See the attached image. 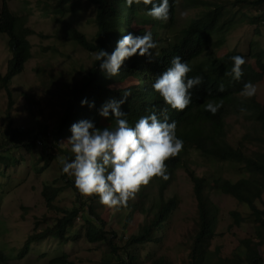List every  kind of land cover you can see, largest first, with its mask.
Returning a JSON list of instances; mask_svg holds the SVG:
<instances>
[{
	"label": "trees",
	"instance_id": "obj_1",
	"mask_svg": "<svg viewBox=\"0 0 264 264\" xmlns=\"http://www.w3.org/2000/svg\"><path fill=\"white\" fill-rule=\"evenodd\" d=\"M8 2L0 0V34L6 37L9 53L5 72L0 73V89L5 91L8 99L3 126L0 127V174L4 175L10 164L25 159L20 152L32 154L37 145L41 149L38 162L42 163L32 160L34 174L41 175L52 162L58 171L55 182H43L41 189L45 207L53 214L50 218L36 220V227L37 224H43V227L27 236L15 257H29L35 246L48 239L57 241L58 245H73L83 239L90 245L99 243L105 246V264H139L143 248L148 244L161 246L168 234L169 221L182 202L181 196L169 191L177 179V171H181L190 184L195 205L190 226L183 235L186 240L181 242L183 254L178 264H264V93L255 94L252 98L240 95L246 82L251 81L258 86L264 81V46L254 40L250 42L248 52L223 49L227 33L238 21L247 19L252 24L264 26V0H198L197 4L202 9L178 30L174 28L179 6L177 0H169L171 7L167 22L148 16L151 5L143 3L127 7L125 0H38L40 15L59 24L66 23L69 30L60 29L64 31L63 39L92 58L88 69L75 61L70 64L73 68H69V74L62 72L57 78L45 67L39 69L41 76L50 74L60 93V112L51 128L47 121L38 119L43 115V108L35 107L39 102L33 96H26L25 104L30 116H35L32 118L34 125L14 121L11 80L21 74L30 61L29 37L37 33L28 24L30 13L27 4L20 12H13ZM76 3L90 5L95 10L91 20L95 33L91 38L64 19ZM235 6L253 9L255 13L247 16V12L233 9ZM148 31L157 43L152 50V62H148L146 56L133 55L124 61L118 76L108 78L100 71L99 62L93 59L95 52L103 49L111 54L123 35L131 32L142 36ZM39 36L47 37L41 33ZM213 40L216 50L203 57ZM233 55L246 59L242 66L244 75L239 81L227 74L232 68L230 57ZM175 56H180L191 66L192 71L187 74L189 78L203 77L202 83L191 89V103L183 111L173 110L152 88L155 79L170 66ZM64 75L67 79H63ZM221 84L224 91H219ZM126 90L131 95L120 110L127 114L130 126L153 110L163 119L160 110L167 109L169 122H177V136L183 140L184 147L177 157L165 161L170 173L168 181L154 177L148 185L141 187L127 207L114 211L102 205L98 195L83 196L76 189L74 179L61 174L59 160L62 157L69 161L75 158L67 141L71 136L72 123L88 119L100 129L116 127L111 110L108 117H103L99 114L100 109L111 99L120 100ZM84 98L89 103L94 102V106H81L80 101ZM220 100H223V106L215 115L204 110L208 101ZM232 115L242 116L246 125L242 135L231 142L228 138L231 124L227 119ZM14 152L20 156L17 158ZM204 163L209 165L206 167ZM222 163L235 169L238 177L231 180L217 171L215 166ZM199 168L202 169L199 171ZM57 182L62 183L55 185ZM2 188L0 184V202ZM64 189L71 190L75 197L70 208L54 203ZM215 193L233 198L240 206V210L228 213L232 218L229 227L242 223L252 227L250 236L241 239L237 248L228 254L219 248L211 249L218 235L215 226L224 218L213 201ZM47 253L42 256H47ZM151 253L143 256V260L150 258ZM4 254L0 249V264L13 257ZM168 257L166 253H160L152 257L150 264H176ZM48 263L78 264L63 251L49 258Z\"/></svg>",
	"mask_w": 264,
	"mask_h": 264
},
{
	"label": "rangeland",
	"instance_id": "obj_2",
	"mask_svg": "<svg viewBox=\"0 0 264 264\" xmlns=\"http://www.w3.org/2000/svg\"><path fill=\"white\" fill-rule=\"evenodd\" d=\"M209 1L213 2L215 0ZM177 2L179 6L176 13L175 30L187 25L188 21L202 9V6L197 4L198 0H177ZM8 4L13 12H20L27 4V10L30 13L28 24L32 25L37 33L29 37L32 52L30 61L26 63L25 70L11 80L10 89L14 102L11 112L14 121L19 124L34 125L33 119L35 116L34 114L30 116L25 104L26 96H33L34 100L39 102V105L35 107L43 108V115L38 119L47 121L49 128H51L60 112L58 109L60 93L57 83H53L50 74L52 73L54 78L61 77L62 72L69 74V68H73V65L70 66V64L75 61L81 62L84 68L88 69L91 66L92 58L78 46L73 45L72 42L63 39L64 31L61 30H69L66 23L59 24L50 17L40 15L38 0H9ZM233 9H238V7L235 6ZM238 10L247 12V16L255 13L250 8L239 7ZM70 11L74 14L71 12L64 19L70 21L79 31L91 38L95 33V26L91 21L95 12L94 8L84 3H76ZM257 30H261V33H257ZM40 33L47 37L41 38ZM254 40H258L264 46V26L252 24L244 19L238 21L235 27L227 33L223 49L248 52L250 42H254ZM214 43L215 40L206 47L203 57L216 50L213 46ZM8 58L6 37L0 34L1 74L5 72ZM43 67L49 70L48 77L40 75L39 69ZM64 76L63 79H67V76ZM259 93H264V81L257 86L256 94ZM7 100V94L3 89H0V127L3 126ZM227 122L231 124L228 138L232 142L245 131L246 122L242 116L235 115L230 116ZM20 154L24 155L25 159L10 164V166H7L8 169L4 175L0 174V184L3 187V198L0 202V249L6 257L13 256L1 264H49L48 259L60 254L62 251L68 253L69 258L75 260L78 264H105L107 261L105 246L99 243L90 245L83 239H79L73 245H58L57 241L48 239L44 243L35 246L34 252L29 257L24 259L15 257L27 236L35 229L39 231L43 227V224H37L36 227V220L52 216L53 213L45 207L41 189L43 182H55L58 173L55 162H52L41 175L36 176L34 174L35 171L31 165L32 160L36 159L38 164L42 163H39L37 158L41 156L40 146L37 145L32 154L26 151L20 152ZM14 155L17 158L20 156L15 152ZM208 165L204 163V166L207 167ZM215 168L231 180L238 177L235 169L229 167L227 163L218 164ZM201 169L197 170L200 171ZM176 176L177 179L172 183L169 193L181 196V205L169 221L168 234L162 245H146L141 251L140 258L143 260V256L145 257L152 252L151 257L143 261L140 259L139 264H150L152 257L160 253H166L170 260H175L176 264L182 258L183 247L181 242L186 240L183 235L190 226V217L194 212L195 201L191 196L190 184L185 175L181 171H177ZM61 183L57 182L55 185H61ZM212 198L218 206L219 214H222L224 218L221 217L222 221L215 226L218 235L214 238L211 249L219 248L224 254H228L237 248L241 239L250 236L252 227L247 223L229 227L232 218L229 217L228 213L231 210H240L239 204L233 198L220 193L213 194ZM74 201L75 197L71 190L64 189L59 193L54 203L70 208ZM78 222H80V219ZM44 252H48L45 257L42 256Z\"/></svg>",
	"mask_w": 264,
	"mask_h": 264
},
{
	"label": "clouds",
	"instance_id": "obj_3",
	"mask_svg": "<svg viewBox=\"0 0 264 264\" xmlns=\"http://www.w3.org/2000/svg\"><path fill=\"white\" fill-rule=\"evenodd\" d=\"M134 3L151 5L147 15L154 20L167 22L170 18L169 0H159L158 3L155 0H125L127 7ZM156 47L157 43L150 31L142 36L129 32L117 41L111 54L99 49L93 59L99 62L100 71L112 78L119 75L124 61L133 55L146 56L148 62H152V50ZM230 59L233 63L227 74L239 81L244 75L242 66L246 59L241 55H233ZM190 71L192 68L189 63L175 56L170 66L152 84L153 90L173 110H185L191 103V89L203 81L200 75L189 78L187 74ZM219 91H224L222 84ZM256 92L257 85L248 81L243 85L240 95L252 98ZM130 95L131 92L126 90L120 100L111 99L100 109L99 114L103 117H108L111 110L115 128L100 129L88 119L72 123L71 136L67 141L71 144L75 158L69 161L62 157L59 160L61 174L72 177L76 189L83 196L98 195L100 203L114 211L127 207L141 187L148 185L154 177L168 181L170 173L165 161L177 157L184 147L183 140L177 136V122H169L167 109L160 110L163 119L153 110L130 126L127 114L120 110ZM80 103L81 106L88 104L90 108L94 106V102L89 103L87 98ZM222 106L223 100L208 101L204 104V110L215 115Z\"/></svg>",
	"mask_w": 264,
	"mask_h": 264
}]
</instances>
